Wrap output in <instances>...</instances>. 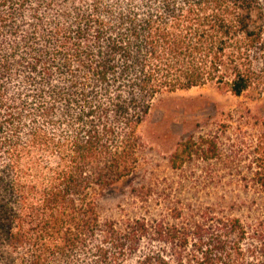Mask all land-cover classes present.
<instances>
[{
	"label": "trees",
	"instance_id": "1",
	"mask_svg": "<svg viewBox=\"0 0 264 264\" xmlns=\"http://www.w3.org/2000/svg\"><path fill=\"white\" fill-rule=\"evenodd\" d=\"M207 84L264 92V0H0V264H264V213L232 199L100 214L139 166L154 99ZM255 119L260 170L241 179L264 200ZM197 155L219 158L218 138L181 141L169 162Z\"/></svg>",
	"mask_w": 264,
	"mask_h": 264
},
{
	"label": "rangeland",
	"instance_id": "2",
	"mask_svg": "<svg viewBox=\"0 0 264 264\" xmlns=\"http://www.w3.org/2000/svg\"><path fill=\"white\" fill-rule=\"evenodd\" d=\"M256 116L264 117V92L256 90L237 96L207 84L156 97L148 120L139 128L145 141L139 150V166L100 199L101 217L123 220L144 215L154 219L163 216L169 203L197 209L218 201L227 207L230 199L240 205L236 215L262 216L260 190L241 179L260 170L251 161L250 145L263 132ZM209 135L220 141L219 158L205 161L197 155L183 169L171 167L169 157L181 141ZM142 185L154 187L147 202L132 192ZM162 192L169 200L159 195Z\"/></svg>",
	"mask_w": 264,
	"mask_h": 264
}]
</instances>
